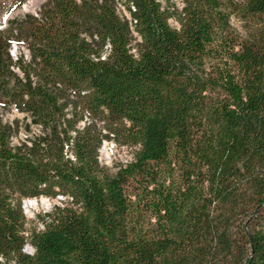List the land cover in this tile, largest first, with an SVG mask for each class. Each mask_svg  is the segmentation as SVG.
<instances>
[{"label": "trees", "instance_id": "trees-1", "mask_svg": "<svg viewBox=\"0 0 264 264\" xmlns=\"http://www.w3.org/2000/svg\"><path fill=\"white\" fill-rule=\"evenodd\" d=\"M26 1L0 0V103L40 132L0 117V264H264V0Z\"/></svg>", "mask_w": 264, "mask_h": 264}, {"label": "rangeland", "instance_id": "rangeland-1", "mask_svg": "<svg viewBox=\"0 0 264 264\" xmlns=\"http://www.w3.org/2000/svg\"><path fill=\"white\" fill-rule=\"evenodd\" d=\"M43 0H27L21 7L13 10L11 15L21 16L26 11L36 12L40 3ZM172 4L178 6L179 8L182 7L183 0H170ZM126 0H119L118 9L121 17L130 19L129 9L126 6ZM231 25L233 29L236 31L237 34H240L244 37H251L252 33L255 28H257V22L255 18L246 17L242 14H233L231 17ZM173 25H176V21L170 19ZM134 41H137L139 37L134 34ZM15 46V45H14ZM16 50L14 47L12 49L13 56L15 58L21 53H24V56H28V49L23 46H17ZM15 51V52H14ZM0 117L3 118L4 122H8L12 124V126H16V129L11 137V144H20L25 141L29 136L33 134H38L40 131V126L31 122L30 116L28 117L25 112L19 111L15 106L5 107L0 103ZM29 124V127H26V124ZM83 123V121L81 122ZM100 128H102V123L98 122ZM106 131V130H104ZM102 147L100 148L99 159L101 163L104 165L105 169L108 172H114L118 165L122 162H127L131 159L133 147L128 146L127 144L117 143L115 140L112 139H105L102 143ZM106 150L109 153V156L106 157L103 151ZM33 201L35 205L28 206V202ZM64 198L57 197L51 198L48 196H41V197H34L33 200L25 199L23 202V207L25 208V212L27 215V227L32 229L35 228H42L44 226L43 221L41 220L42 215H45L51 212L56 205L63 204Z\"/></svg>", "mask_w": 264, "mask_h": 264}, {"label": "bare ground", "instance_id": "bare-ground-1", "mask_svg": "<svg viewBox=\"0 0 264 264\" xmlns=\"http://www.w3.org/2000/svg\"><path fill=\"white\" fill-rule=\"evenodd\" d=\"M13 45H14V44H13ZM103 153H104V155H105L106 157L109 156V153H108L106 150H104ZM27 204H28V206H33V205H35V203H34L33 201H29Z\"/></svg>", "mask_w": 264, "mask_h": 264}, {"label": "water", "instance_id": "water-1", "mask_svg": "<svg viewBox=\"0 0 264 264\" xmlns=\"http://www.w3.org/2000/svg\"><path fill=\"white\" fill-rule=\"evenodd\" d=\"M25 249H26L28 252H31V251L33 250L32 246L29 245V244H26Z\"/></svg>", "mask_w": 264, "mask_h": 264}]
</instances>
